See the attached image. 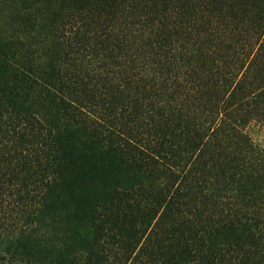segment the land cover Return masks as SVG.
I'll return each instance as SVG.
<instances>
[{"label":"trees","instance_id":"16d2710c","mask_svg":"<svg viewBox=\"0 0 264 264\" xmlns=\"http://www.w3.org/2000/svg\"><path fill=\"white\" fill-rule=\"evenodd\" d=\"M0 264H264V0H0Z\"/></svg>","mask_w":264,"mask_h":264},{"label":"rangeland","instance_id":"374dc122","mask_svg":"<svg viewBox=\"0 0 264 264\" xmlns=\"http://www.w3.org/2000/svg\"><path fill=\"white\" fill-rule=\"evenodd\" d=\"M251 133L256 141L261 142L263 140V132L259 128L252 129Z\"/></svg>","mask_w":264,"mask_h":264}]
</instances>
